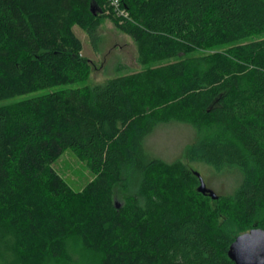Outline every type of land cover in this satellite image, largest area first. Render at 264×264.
<instances>
[{
    "label": "trees",
    "instance_id": "obj_1",
    "mask_svg": "<svg viewBox=\"0 0 264 264\" xmlns=\"http://www.w3.org/2000/svg\"><path fill=\"white\" fill-rule=\"evenodd\" d=\"M113 1L0 0V101L86 80L90 62L74 27L95 38V2L141 61L165 63L167 87L161 75L155 88L183 100L194 126L227 136L204 140L192 156L240 171L232 199L245 227H214L204 203L184 200L199 183L190 170L145 150L156 118L140 119L137 102L164 99L144 91L141 75L0 107V224L29 264L66 258L68 238L101 264H235L231 245L264 229V0H117L118 9ZM163 116L174 119L173 108ZM68 149L95 176L78 195L53 168ZM125 170L138 174L137 188L119 202Z\"/></svg>",
    "mask_w": 264,
    "mask_h": 264
},
{
    "label": "rangeland",
    "instance_id": "obj_2",
    "mask_svg": "<svg viewBox=\"0 0 264 264\" xmlns=\"http://www.w3.org/2000/svg\"><path fill=\"white\" fill-rule=\"evenodd\" d=\"M91 11L96 17H100L94 39L80 27H74L76 35L83 44V56L90 62L91 71L86 80L3 100L0 101V107L13 108L22 100L52 92L74 88H92L104 84L112 78L141 75L145 85L144 91L156 100L161 97L164 99L162 105L149 104V98H140V101H143L142 104L139 101L137 102L136 107L140 119L150 121L151 115H155L156 118L154 129L145 140V150L167 164L180 162L190 170L199 183L197 185V182H194L190 188L191 190L189 192L185 191V194H183L184 200L191 204L194 201H198L200 204L204 203L206 209L211 212L214 227L229 226L234 228L236 226L243 229L246 224L243 222L241 213L232 199L242 181L240 171L233 168L219 172L211 165L199 160L198 157L193 158V153L197 151L195 150L196 146H199L204 140H221L227 136L215 126H194L191 122L189 108L183 100L174 99L166 91L163 96V91H158L159 87L155 88V80L161 75L164 76L161 83L165 88L167 87L168 77H166L162 68L165 63L141 61L138 45L130 36L116 29L114 23L108 17L109 12L100 9L95 2L91 5ZM257 38L263 39L264 35ZM224 49H204L197 51L195 54L217 53ZM142 106L146 108H142ZM171 107L173 108L174 119H166L163 113ZM247 167H252L250 161L247 162ZM53 168L68 183L72 192L77 195L81 194L95 177L87 164L81 161L71 149L66 150L54 162ZM162 172L168 176L176 174L175 170H162ZM197 174L204 180L206 187L214 192L217 199L211 197L209 193L199 192L200 180ZM137 176L138 174L132 173L131 170L124 171V180L115 189L117 201L123 202L130 192L136 190ZM195 193H200L205 197H199ZM226 197H230L231 201H223L222 198ZM185 205L186 203H183L182 207ZM67 249L68 255L66 258L62 260L48 259L43 264H101L98 253L84 251L75 238L67 239ZM0 264H29L27 257L20 252L13 233L2 224H0Z\"/></svg>",
    "mask_w": 264,
    "mask_h": 264
},
{
    "label": "water",
    "instance_id": "obj_3",
    "mask_svg": "<svg viewBox=\"0 0 264 264\" xmlns=\"http://www.w3.org/2000/svg\"><path fill=\"white\" fill-rule=\"evenodd\" d=\"M197 176L200 180L199 192L209 193L217 199L214 192L206 187L201 176ZM228 254L235 264H264V229L255 228L240 235L231 245Z\"/></svg>",
    "mask_w": 264,
    "mask_h": 264
},
{
    "label": "built area",
    "instance_id": "obj_4",
    "mask_svg": "<svg viewBox=\"0 0 264 264\" xmlns=\"http://www.w3.org/2000/svg\"><path fill=\"white\" fill-rule=\"evenodd\" d=\"M112 5H113L115 8L118 9L119 4H118V1H117V0H114V1L112 2ZM123 14H124V13H121V15H123Z\"/></svg>",
    "mask_w": 264,
    "mask_h": 264
}]
</instances>
